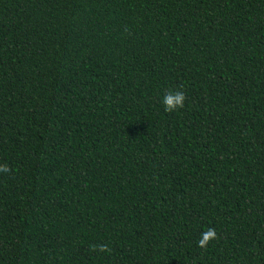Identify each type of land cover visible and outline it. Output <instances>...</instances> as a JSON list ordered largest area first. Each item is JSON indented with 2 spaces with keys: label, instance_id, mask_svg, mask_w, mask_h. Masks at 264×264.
Segmentation results:
<instances>
[{
  "label": "trees",
  "instance_id": "obj_1",
  "mask_svg": "<svg viewBox=\"0 0 264 264\" xmlns=\"http://www.w3.org/2000/svg\"><path fill=\"white\" fill-rule=\"evenodd\" d=\"M0 167V264H264V0H0Z\"/></svg>",
  "mask_w": 264,
  "mask_h": 264
},
{
  "label": "clouds",
  "instance_id": "obj_2",
  "mask_svg": "<svg viewBox=\"0 0 264 264\" xmlns=\"http://www.w3.org/2000/svg\"><path fill=\"white\" fill-rule=\"evenodd\" d=\"M185 99L186 97L183 92H175L165 95L163 98L165 110L168 112H174L183 108ZM0 172H7V168L0 167ZM215 235L216 233L213 229H209L208 231L202 233L201 239L199 241V246L205 247L210 240L215 238Z\"/></svg>",
  "mask_w": 264,
  "mask_h": 264
}]
</instances>
